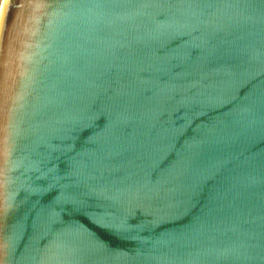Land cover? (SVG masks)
Returning <instances> with one entry per match:
<instances>
[{"label": "water", "instance_id": "obj_1", "mask_svg": "<svg viewBox=\"0 0 264 264\" xmlns=\"http://www.w3.org/2000/svg\"><path fill=\"white\" fill-rule=\"evenodd\" d=\"M0 264H264V0H2Z\"/></svg>", "mask_w": 264, "mask_h": 264}, {"label": "rangeland", "instance_id": "obj_2", "mask_svg": "<svg viewBox=\"0 0 264 264\" xmlns=\"http://www.w3.org/2000/svg\"><path fill=\"white\" fill-rule=\"evenodd\" d=\"M2 0H0V8H1Z\"/></svg>", "mask_w": 264, "mask_h": 264}]
</instances>
